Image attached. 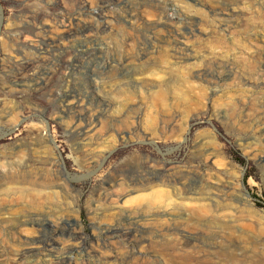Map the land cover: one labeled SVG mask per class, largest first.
Segmentation results:
<instances>
[{
    "label": "rangeland",
    "instance_id": "rangeland-1",
    "mask_svg": "<svg viewBox=\"0 0 264 264\" xmlns=\"http://www.w3.org/2000/svg\"><path fill=\"white\" fill-rule=\"evenodd\" d=\"M228 222L246 253L210 232ZM263 255L264 0H0V264Z\"/></svg>",
    "mask_w": 264,
    "mask_h": 264
},
{
    "label": "bare ground",
    "instance_id": "bare-ground-1",
    "mask_svg": "<svg viewBox=\"0 0 264 264\" xmlns=\"http://www.w3.org/2000/svg\"><path fill=\"white\" fill-rule=\"evenodd\" d=\"M99 17V16H98ZM82 27H83V24H82ZM71 28V27H70ZM85 28V26H84ZM101 28V27H100ZM105 28H106V25H105ZM80 29V28H78ZM91 29V28H90ZM74 30V29H73ZM89 30V28H88ZM65 31V30H64ZM68 31V30H67ZM66 31V32H67ZM69 32V31H68ZM73 32V31H72ZM75 32V31H74ZM63 33V32H62ZM77 33V32H76ZM81 33V32H80ZM64 34V33H63ZM87 51V50H86ZM254 58V57H252ZM259 69V68H258ZM211 71V69H210ZM201 73V72H200ZM198 74V73H197ZM203 74V73H202ZM205 74V73H204ZM206 77V76H205ZM201 78V77H200ZM161 96V95H160ZM68 105V104H67ZM258 109V108H257ZM101 110V109H100ZM259 110V109H258ZM72 111V110H71ZM99 113V112H98ZM136 115V114H135ZM91 126V125H90ZM90 126L84 130H80L79 132V136H78V140L79 141H84L85 139H90V132H91V128ZM96 127V126H95ZM71 128V126H70ZM73 129H76L78 128V125H73L72 126ZM154 129V130H152ZM150 131L151 133L150 134H144V138L145 140L147 141H151V138H152V135H153V132H156V128H152ZM173 131V130H172ZM92 133V132H91ZM96 133V132H95ZM95 136V135H94ZM100 139V138H99ZM91 144V143H90ZM88 145V144H87ZM87 147V146H86ZM199 154L200 156H204V157H209V161L211 160V155L208 154L207 152V149L205 147H202L200 148V151H199ZM93 156V155H92ZM147 158V157H146ZM95 159V158H94ZM93 161V159H90ZM89 160V161H90ZM155 162V161H154ZM94 163V162H93ZM151 163V162H150ZM90 164V163H89ZM149 164V163H148ZM137 165V164H136ZM139 167V166H138ZM151 167L153 168V166L151 165ZM161 167V166H160ZM156 168V167H155ZM154 168V169H155ZM158 168V167H157ZM164 168V167H163ZM160 169V168H158ZM149 170V169H148ZM156 170V169H155ZM162 170V169H161ZM164 170V169H163ZM166 171V170H165ZM171 172V171H170ZM181 172V171H179ZM165 173V172H164ZM169 173V172H168ZM191 173V172H190ZM195 173V172H194ZM179 174V173H178ZM189 174V173H188ZM153 175V174H152ZM156 175V174H155ZM180 175V174H179ZM220 175H223L221 172H212L211 173V176H210V180L204 184L205 186V196H206V199H210L209 198V195L210 193L214 192L216 194H218V198H215L214 200V203H211V204H200L198 205V207L196 208V211L199 213V214H202V216L204 215V218H207L206 219V226L208 228H213L211 226V223H212V218L210 216L211 214V211L212 209L214 210V212H216L221 218H229L230 219V212L231 211V208H232V200H231V194L229 193L230 189H226V185L224 184V181H222L219 176ZM163 176V175H162ZM194 176V175H192ZM173 177V176H172ZM171 177V178H172ZM176 178V177H175ZM182 178V177H180ZM183 182V181H182ZM176 183V182H175ZM41 187L44 186L43 183H40L39 184ZM199 186V185H198ZM180 188V187H179ZM214 195V194H213ZM164 196V197H163ZM234 196V195H233ZM163 199H167V197L165 195H158L156 194L155 196H153L151 199H155V198H162ZM248 197V196H247ZM151 201V200H150ZM148 201V202H150ZM166 201V200H165ZM211 201V199H210ZM247 203V201H245ZM153 203V202H152ZM209 205V206H208ZM251 208V207H250ZM196 212V213H197ZM197 215V214H195ZM215 220V219H214ZM231 222H228V223H224L222 225H220L219 227L217 226L216 229H214L213 231L210 230V232H212L213 236H217L219 238H222L224 241H229L231 243V245H229V247H227L228 249L231 250V252H237V251H240L241 254H244V252L246 253V248L244 246H242V237L240 236V233L238 232V229L236 228V226L230 224ZM233 223V221H232ZM137 228V227H136ZM107 233V232H106ZM126 233V232H125ZM21 236V235H20ZM41 236V235H40ZM23 237V236H22ZM109 238V237H108ZM185 240V239H184ZM110 243V242H109ZM161 243V241H160ZM105 244V243H104ZM162 244V243H161ZM186 244V243H185ZM244 245V244H243ZM157 247V246H156ZM249 249V248H248ZM166 250V249H165ZM23 252V251H22ZM184 252V251H183ZM167 253V252H166ZM31 254V253H30ZM168 254V253H167ZM27 255V254H26ZM33 255V254H31ZM19 256V255H18ZM160 256V255H159ZM166 256V255H165ZM264 256V255H263ZM31 257V256H29ZM177 257V256H176ZM22 258H25V257H22ZM108 259V258H107ZM19 260V259H18ZM162 260V259H161ZM166 260V259H165ZM172 262V260H171ZM175 262V261H174ZM245 264V263H244ZM252 264V263H251Z\"/></svg>",
    "mask_w": 264,
    "mask_h": 264
},
{
    "label": "trees",
    "instance_id": "trees-1",
    "mask_svg": "<svg viewBox=\"0 0 264 264\" xmlns=\"http://www.w3.org/2000/svg\"><path fill=\"white\" fill-rule=\"evenodd\" d=\"M229 156L233 159V160H235V162L236 163H238V164H240V165H244L245 163H244V161H242V160H238V159H235V157L233 156V153L232 152H229ZM250 175H249V173L247 172V173H245V175H244V182L248 179V177H249Z\"/></svg>",
    "mask_w": 264,
    "mask_h": 264
}]
</instances>
